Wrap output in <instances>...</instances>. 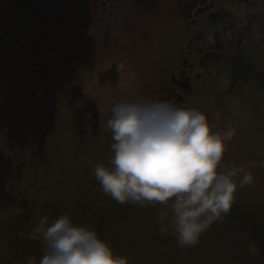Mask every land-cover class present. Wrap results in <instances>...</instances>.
Instances as JSON below:
<instances>
[{
	"label": "flooded vegetation",
	"instance_id": "flooded-vegetation-1",
	"mask_svg": "<svg viewBox=\"0 0 264 264\" xmlns=\"http://www.w3.org/2000/svg\"><path fill=\"white\" fill-rule=\"evenodd\" d=\"M131 46L136 95L181 107L214 77L221 117L233 113L235 93L264 113V0H0V93L12 110L15 90L52 95L87 65L125 61Z\"/></svg>",
	"mask_w": 264,
	"mask_h": 264
},
{
	"label": "clouds",
	"instance_id": "clouds-1",
	"mask_svg": "<svg viewBox=\"0 0 264 264\" xmlns=\"http://www.w3.org/2000/svg\"><path fill=\"white\" fill-rule=\"evenodd\" d=\"M111 113V155L93 168L100 190L119 204L155 208L159 234L171 235L181 250L195 247L230 213L237 189L254 183L243 165L222 163L235 129L213 131L198 109L135 95L115 103ZM29 238L42 241L44 255L25 264H128L68 214L42 216Z\"/></svg>",
	"mask_w": 264,
	"mask_h": 264
},
{
	"label": "rangeland",
	"instance_id": "rangeland-1",
	"mask_svg": "<svg viewBox=\"0 0 264 264\" xmlns=\"http://www.w3.org/2000/svg\"><path fill=\"white\" fill-rule=\"evenodd\" d=\"M129 48L132 49L128 52L131 54L127 55L125 61L121 63L110 61L105 66H91L88 73L89 65H87L84 75L74 81L72 78L64 80L59 92L57 91L54 96L47 94L42 99L41 105L46 104L43 114L46 115L47 112L54 114L56 120L64 128V133L69 135L74 150L82 157L91 153V148L95 150L97 147L106 146L103 140L96 144L92 140L101 129L110 132L106 122L112 115V106L122 99L134 97L137 93L140 70L138 46ZM119 64H123L124 67L117 71ZM215 83L214 77H204L201 85L185 101L186 105L181 107L198 109L207 114L208 118L215 119L220 132L226 131L229 126L235 129V136L227 142V150L222 163L243 165L245 171L253 175L254 183L251 186L237 189L231 211L224 221L230 226L248 225L243 221L244 215L259 214L258 210L264 209V166H262L264 165V113H255L248 106L250 103L248 97L235 93L232 96L233 113L227 115L226 118L221 117L218 113L220 103L213 99L217 91ZM4 91L0 93V117L4 114L1 109L6 110V114L0 118V164L3 163L4 155L9 153L17 136L23 139L28 138L26 127L28 125L19 117L20 108L24 105V109L29 110L28 108L37 107L35 104L41 102L38 96H32L29 101L22 100L21 92L13 90V109L8 110L6 103L9 93L5 89ZM25 98L28 97L24 96ZM53 122L56 123V121ZM35 129L36 127L31 128L32 133ZM33 137L37 141L40 136L34 135ZM54 149V145H50L38 157L42 159L51 157ZM44 166L51 167L50 164H44ZM133 208L132 218L128 217L124 220L120 218L117 226L111 228L117 234H121L108 236L120 237L122 244L119 248L120 253L128 257V264L189 262L190 256L186 249L181 250L171 235L159 234L155 208L151 206L141 208L137 205H133ZM206 237H221L216 232L215 223L201 235L200 240L203 238L201 241L204 243ZM137 249L138 254L130 253ZM195 261L197 263L198 258H195Z\"/></svg>",
	"mask_w": 264,
	"mask_h": 264
},
{
	"label": "trees",
	"instance_id": "trees-1",
	"mask_svg": "<svg viewBox=\"0 0 264 264\" xmlns=\"http://www.w3.org/2000/svg\"><path fill=\"white\" fill-rule=\"evenodd\" d=\"M53 121H56V123ZM26 124L28 125L26 126L28 138L23 139L17 136L13 145H11L9 153L4 155L3 163L0 164V171L14 169L20 177L19 183L15 182L13 185L10 183L2 191L4 199L3 202L1 201L0 209L6 211L5 218L12 222V224L0 226V264H5L6 253L8 255L13 253L14 264H25L29 256L35 257L39 261L38 253L43 256L44 252L42 249L39 250L37 248L38 241L25 237L24 225L26 224L27 217L37 215L38 209H40L36 205L37 202L42 204L43 208H48L54 211L55 214H60L63 207L72 208L70 202L75 194L77 182L58 181L56 179V182L52 185L46 181L48 179L44 180L42 177L39 178V175H36V173L34 174L33 169L32 174L30 173L32 164L28 159V156L37 157V153L40 154L44 150H47L50 145H54L55 147L54 152H51V154L59 158H61L59 155L65 156L63 152L65 150L68 151L70 145H73L69 135L64 133V128L51 112H47L46 115L40 112L32 122H27ZM33 127H36L34 133L31 130ZM33 134L40 136L37 141H35ZM29 139L30 142H28ZM101 140L105 141V145L114 142L111 139L110 132L102 131V129L92 141L96 144ZM91 149L92 152L96 150L106 151L105 146L97 147L95 150ZM110 150L109 148L108 151ZM48 163L49 161H39V166L42 169H46L47 166H44V164ZM25 174L29 178H26ZM76 178L78 180H85L83 176H77ZM45 182H47L46 186L40 187L39 184ZM110 217H113L112 220H109L110 223L114 222L115 219L119 220L121 218L119 208L116 205L111 208ZM86 224L83 223L82 225ZM215 224L218 235L221 230L223 232L227 227L224 219L222 222H215ZM3 229H5L7 237H2L1 230ZM201 240L198 246L195 247V250H189L190 260L188 263L173 261L171 264H227V261L231 257L239 255L241 252L245 255L242 260L243 264H264V237H206L204 243ZM105 241L112 246L115 253L121 255L119 249L122 245L120 237H107ZM39 242L42 245V241ZM252 246L257 251H253ZM130 253L136 255L138 254V249L132 250ZM194 257L198 258L197 263Z\"/></svg>",
	"mask_w": 264,
	"mask_h": 264
},
{
	"label": "bare ground",
	"instance_id": "bare-ground-1",
	"mask_svg": "<svg viewBox=\"0 0 264 264\" xmlns=\"http://www.w3.org/2000/svg\"><path fill=\"white\" fill-rule=\"evenodd\" d=\"M239 66L244 71L251 70L249 65L245 62L239 63ZM258 77L261 80H264V74H259ZM110 145L111 143L105 146L106 151L96 150L85 155L84 157L74 150V145H70L68 151L65 150L63 152L65 155L63 158L53 155L51 157L42 159L38 157L40 155L39 153L36 154L37 157H34L35 159L32 156H28V159L32 164V167L30 168L31 174L33 169L34 174L36 173V175H41L42 179L44 180L48 179L46 181L52 185L54 182H56V179H58V181L77 182L75 185V194L71 198L72 201L70 202L72 208L63 207L60 214L70 215L73 221L77 224L87 223L86 225L94 229L98 233L99 237L103 240H105L108 236H114L117 234V232L113 231L114 229L111 228L116 227L120 220L115 219L114 222H109L110 219H113V217H110L111 208L116 205L119 208L120 215L123 220L127 219L128 217L132 218L131 212L134 209L132 204H119L112 200L109 196L105 195L100 190L99 183L96 181L93 175V168L97 163H108V158L111 155V150L108 151ZM76 154H78V157H76ZM89 160L92 161L91 165L88 163ZM39 161H49L48 164L51 165V168H40ZM5 170L0 171V204L4 199V195L2 194L3 188L6 185L9 186L10 183L13 185L15 182H20V177L14 169L10 171H7V169ZM77 176H83L85 180H78L76 178ZM25 177L29 178L27 174H25ZM46 184L47 182L40 183L39 185L40 187H43L46 186ZM36 205L40 209H38L36 216L27 217L26 224L24 225L25 237L30 236L32 228L39 222V219L42 216L48 215L50 220H52L60 215L55 214L54 211H51L48 208H43L44 206L38 202ZM258 211H260L259 214L253 213L244 215L243 221L248 225H227L223 232L222 230L219 232V235L221 237H264V209ZM5 215L6 211L0 209V226L12 224V222L6 220ZM233 216L236 217L234 214ZM1 234L2 237H7L5 235V229L1 230ZM120 234L121 233H118L116 236H119ZM146 235H148V232H146ZM197 246L198 244L195 247ZM195 247L186 249V251L190 252L189 250H195ZM37 248L39 250L42 249V245L39 241L37 242ZM12 254L13 253H10L8 255L6 253L7 258L5 259V264H14L15 259L14 257L12 258ZM38 254L40 259L42 256L40 253ZM244 256L245 255L243 252H241L239 255L231 257V259L227 261V264H243L242 260Z\"/></svg>",
	"mask_w": 264,
	"mask_h": 264
},
{
	"label": "water",
	"instance_id": "water-1",
	"mask_svg": "<svg viewBox=\"0 0 264 264\" xmlns=\"http://www.w3.org/2000/svg\"><path fill=\"white\" fill-rule=\"evenodd\" d=\"M183 88L185 89L186 88V85H184Z\"/></svg>",
	"mask_w": 264,
	"mask_h": 264
}]
</instances>
